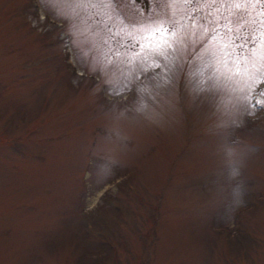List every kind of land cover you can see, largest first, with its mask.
Instances as JSON below:
<instances>
[{
    "label": "rangeland",
    "instance_id": "rangeland-1",
    "mask_svg": "<svg viewBox=\"0 0 264 264\" xmlns=\"http://www.w3.org/2000/svg\"><path fill=\"white\" fill-rule=\"evenodd\" d=\"M162 11L208 9L0 0V264H264V104L247 100L264 71L210 80L198 29L167 65L121 63L124 18Z\"/></svg>",
    "mask_w": 264,
    "mask_h": 264
},
{
    "label": "snow or ice",
    "instance_id": "snow-or-ice-1",
    "mask_svg": "<svg viewBox=\"0 0 264 264\" xmlns=\"http://www.w3.org/2000/svg\"><path fill=\"white\" fill-rule=\"evenodd\" d=\"M59 0H52L53 4ZM114 6L119 15L120 0H104ZM163 2V0H161ZM176 4V0H169ZM191 5H207V14L193 11L177 20L167 11L144 19L138 14L124 18L128 25L124 38H110L114 55L122 56L126 65L147 71L159 68L161 61L167 65L173 53L184 43L190 30L198 29L207 35V68L210 80L243 82L253 73L264 71V0H184ZM185 20L190 23L185 24ZM109 31L112 26L108 25ZM107 43V42H106ZM111 50V49H110ZM249 105L264 104L252 101Z\"/></svg>",
    "mask_w": 264,
    "mask_h": 264
},
{
    "label": "clouds",
    "instance_id": "clouds-1",
    "mask_svg": "<svg viewBox=\"0 0 264 264\" xmlns=\"http://www.w3.org/2000/svg\"><path fill=\"white\" fill-rule=\"evenodd\" d=\"M242 202H243L242 200H237L236 201L237 205L240 204V203H242Z\"/></svg>",
    "mask_w": 264,
    "mask_h": 264
}]
</instances>
